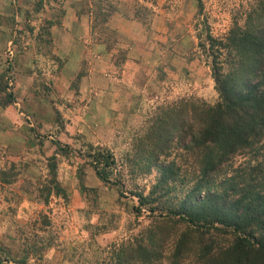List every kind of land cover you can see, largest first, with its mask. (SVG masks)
Segmentation results:
<instances>
[{"label":"rangeland","instance_id":"rangeland-1","mask_svg":"<svg viewBox=\"0 0 264 264\" xmlns=\"http://www.w3.org/2000/svg\"><path fill=\"white\" fill-rule=\"evenodd\" d=\"M4 1L16 13L26 2ZM39 1L22 21L16 13L0 14V33L11 38L8 44L0 34V81L8 84L0 99L7 100L9 92L17 98L0 106V169L20 175L17 183L0 181V264H113L114 252L151 223L148 212L136 213L133 192L148 194L158 172L134 166L136 141L161 108L192 97L217 102L211 70L198 48L202 15L196 0H78L82 14L96 15L110 3L140 26L128 42L98 26L102 33L94 30L95 38L108 39L114 54L110 64L86 57L74 65L68 82L59 78L69 58L57 55L50 20L39 17L42 8L37 11ZM251 1L204 0L214 36H225L234 13ZM71 2L43 0L56 11L54 22L62 21ZM89 145L113 152L123 191L98 179L84 157ZM186 185L179 181L171 198L182 195ZM43 187L51 194L39 192Z\"/></svg>","mask_w":264,"mask_h":264},{"label":"trees","instance_id":"trees-1","mask_svg":"<svg viewBox=\"0 0 264 264\" xmlns=\"http://www.w3.org/2000/svg\"><path fill=\"white\" fill-rule=\"evenodd\" d=\"M196 1L198 48L218 99L209 104L192 97L159 109L136 141L134 166L158 172L148 194L133 192L136 213L148 212L151 223L114 252L113 264H264V0L242 5L223 37L212 33L204 0ZM46 5L40 0L37 11ZM118 12L127 16L110 3L88 13L93 43L111 51L94 30L113 32L108 23ZM47 23L51 28L62 21ZM7 87L0 81L2 92ZM4 100L0 106L17 98L9 92ZM84 157L102 183L123 191L122 168L111 150L89 145ZM56 169L53 164L52 183ZM17 176L0 169L4 184L17 183ZM181 180L188 188L173 200ZM39 192L51 194L48 187Z\"/></svg>","mask_w":264,"mask_h":264},{"label":"crops","instance_id":"crops-1","mask_svg":"<svg viewBox=\"0 0 264 264\" xmlns=\"http://www.w3.org/2000/svg\"><path fill=\"white\" fill-rule=\"evenodd\" d=\"M25 1V4H22V9L16 13L11 5L6 4L4 0H0V14L15 15L16 13L17 19L21 21L24 20V14L29 12L34 4V0ZM71 3V6H66L65 8L66 15L61 25L55 24L51 27L57 55L61 58H69V62L66 64V68L59 78L61 81H65L66 79L68 82L74 76L75 72H72L74 69L73 67L80 65L86 57H97L107 65L110 64L109 60L114 56L105 45L93 43L91 15L80 13L81 3H79L78 0H72ZM41 16L50 21H55L56 11L50 9L48 6L42 9V12L39 14L40 18ZM108 25L114 31L124 35L126 38L125 40L128 42L134 39V35L139 29L140 23L134 17L124 16V14L118 12L113 15ZM0 34L3 37V42H7L8 44L11 43V38L8 37L5 32H1ZM129 46L128 56L133 57L135 55V45L130 43ZM27 56L29 57L31 55L28 54ZM4 121L6 120L4 119Z\"/></svg>","mask_w":264,"mask_h":264}]
</instances>
